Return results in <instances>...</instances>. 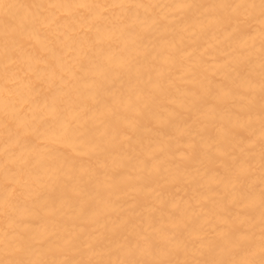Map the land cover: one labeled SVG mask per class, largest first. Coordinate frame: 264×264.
Here are the masks:
<instances>
[{"label":"bare ground","instance_id":"obj_1","mask_svg":"<svg viewBox=\"0 0 264 264\" xmlns=\"http://www.w3.org/2000/svg\"><path fill=\"white\" fill-rule=\"evenodd\" d=\"M0 264H264V0H0Z\"/></svg>","mask_w":264,"mask_h":264}]
</instances>
